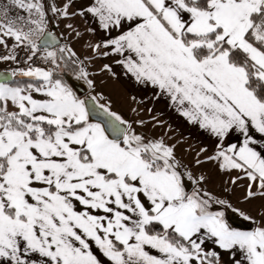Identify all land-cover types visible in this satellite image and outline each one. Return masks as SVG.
<instances>
[{"label":"snow or ice","instance_id":"obj_1","mask_svg":"<svg viewBox=\"0 0 264 264\" xmlns=\"http://www.w3.org/2000/svg\"><path fill=\"white\" fill-rule=\"evenodd\" d=\"M68 8L0 5V46L13 41L0 62L30 53L27 68L0 73V264H222L223 254L225 264H264V219L233 227L214 208L231 207L226 200L186 190V180L206 178L182 171L174 146L138 133L96 96L81 98L57 71L78 58L67 46L49 50L48 11ZM86 13L119 32L94 51L119 54L138 83L221 144L243 137L209 159L244 174L245 200L264 197V0H89ZM41 50L51 68L31 65ZM88 76L81 66L92 87ZM207 240L222 252L206 251Z\"/></svg>","mask_w":264,"mask_h":264},{"label":"crops","instance_id":"obj_2","mask_svg":"<svg viewBox=\"0 0 264 264\" xmlns=\"http://www.w3.org/2000/svg\"><path fill=\"white\" fill-rule=\"evenodd\" d=\"M41 2L46 8L54 5L63 9L65 4L69 5L68 16L53 14L49 10L48 17L55 26L54 31L62 40L61 44L70 47L76 53L78 58L74 64L76 74L80 66L89 73L88 79L93 81L91 92L103 97L102 101L109 103L111 109L120 113L137 132L143 133L148 130L150 139H163L165 144L174 146L176 159L181 163L184 172H191L194 179L201 175L206 178L203 184H194L193 189L202 187L214 197L226 200L239 213L251 216L257 222L255 227L258 226V222L264 219V197L257 194L254 199L245 200L249 181L244 178V174L239 170H222L219 161L209 159L215 156L221 147L240 145L243 137L234 132L224 138L221 144L209 130L190 123L182 116L166 94H161L151 85L138 83L118 62L122 59L119 54L112 53L103 46L94 51L95 45H103L119 32L103 29L98 19L91 14H80L89 6V0H41ZM104 52H109V55H103ZM80 61L83 63L80 64ZM105 65L109 66L110 71L105 69ZM8 69L9 67L0 68ZM255 136L258 137L259 134ZM256 147L257 150L264 149V141H259ZM237 177L240 179H236ZM233 180H236L235 184L232 183ZM203 247L206 251L222 252L212 240H207ZM93 249L94 254L106 260L94 245ZM230 259L227 254H223L222 264Z\"/></svg>","mask_w":264,"mask_h":264},{"label":"water","instance_id":"obj_3","mask_svg":"<svg viewBox=\"0 0 264 264\" xmlns=\"http://www.w3.org/2000/svg\"><path fill=\"white\" fill-rule=\"evenodd\" d=\"M52 33L56 37V41L51 46V48H49V50L59 46L62 42L60 36L55 31H52ZM4 72H10V70H0V73H4ZM13 79H15V78H13ZM70 86L73 88L74 91H76V93L81 98L94 96V95H92V93H90L89 86L85 82V80L79 79L78 75H75V76H73V78H70ZM181 170L184 171L182 168H181ZM186 184H187L186 190L191 191L193 189L194 184L191 181H187V180H186ZM214 208H219V209L223 210L225 212V219L233 227L239 228L240 230H251L252 228L255 227V223H253V221L244 220L241 213H239L232 206L231 207H224V206H220V205H215Z\"/></svg>","mask_w":264,"mask_h":264},{"label":"built area","instance_id":"obj_4","mask_svg":"<svg viewBox=\"0 0 264 264\" xmlns=\"http://www.w3.org/2000/svg\"><path fill=\"white\" fill-rule=\"evenodd\" d=\"M8 3V0H0V5H6ZM10 15H15V14H20V15H23L24 13L19 10V9H16V8H10ZM17 54H18V59H19V63H15V62H12L15 66H20V67H25L27 68L28 67V64L25 63V61L27 60V57L28 55H30V53L24 49H17ZM43 57V54L42 52H38L37 53V56L34 57L33 61L30 62L31 65L33 67H42V68H45V62L43 61L42 59Z\"/></svg>","mask_w":264,"mask_h":264},{"label":"rangeland","instance_id":"obj_5","mask_svg":"<svg viewBox=\"0 0 264 264\" xmlns=\"http://www.w3.org/2000/svg\"><path fill=\"white\" fill-rule=\"evenodd\" d=\"M48 18V20H49V29L50 30H52V31H54L55 30V26H54V24H53V22L50 20V17H47ZM54 19V18H53ZM8 43H9V46L11 47V45H12V43H13V41L12 40H9L8 41ZM60 46H64V45H62V44H60L59 46H57V47H55V48H53V49H51V50H54V49H56V48H58V47H60ZM10 47L9 48H4V47H2V46H0V55H6V54H8V52L10 51ZM41 52H42V54L44 55V52H43V50H41ZM69 66H71V64H69ZM4 67H9V69L8 70H12V69H16V68H25V67H18V66H15L12 62H0V68H4ZM52 67V65H50V64H46L45 63V68L46 69H48V68H51ZM72 67V66H71ZM71 67L70 68H68V69H71ZM81 67V66H80ZM72 69L74 70V68L72 67ZM71 69V70H72ZM58 72H60V74L62 75V71H63V65L61 66V69H58L57 70ZM63 77L65 76V75H62ZM64 79L66 80V78L64 77ZM102 104H105L103 101H102V99L101 100H99ZM109 106H110V104H109ZM116 113H118V112H116ZM119 115H121L120 113H118ZM122 116V115H121ZM123 117V116H122ZM138 133H140V132H138ZM141 134H143L145 137H147V138H150V132L147 130V132H141ZM165 135V134H164ZM180 165H181V163H180ZM181 168H182V165H181Z\"/></svg>","mask_w":264,"mask_h":264},{"label":"trees","instance_id":"obj_6","mask_svg":"<svg viewBox=\"0 0 264 264\" xmlns=\"http://www.w3.org/2000/svg\"><path fill=\"white\" fill-rule=\"evenodd\" d=\"M69 64H71V66L74 68L75 66H74V64H72V63H69ZM71 66H67V67H64V65H63V69L66 71V73L67 74H64V73H62V75H65L64 77L66 78V81L69 83V85H70V78H73V76H75L76 75V72H75V68H74V70L72 69V67ZM71 67V69H68V68H70ZM30 78H26V77H22V76H17V77H15V79L14 80H20V81H26V80H29ZM85 82L87 83V81L85 80ZM88 84V83H87ZM89 86V85H88ZM89 91H90V93H92L91 92V89H90V87H89ZM92 95H94V96H96L97 98H98V102L99 103H101L99 100H101L100 99V96H97V95H95V94H93L92 93ZM105 105L106 106H109V103H105ZM110 107V106H109ZM110 110L111 111H113L112 109H111V107H110ZM114 112V111H113ZM118 114V113H117Z\"/></svg>","mask_w":264,"mask_h":264},{"label":"flooded vegetation","instance_id":"obj_7","mask_svg":"<svg viewBox=\"0 0 264 264\" xmlns=\"http://www.w3.org/2000/svg\"><path fill=\"white\" fill-rule=\"evenodd\" d=\"M62 73L67 74L66 71L63 69Z\"/></svg>","mask_w":264,"mask_h":264}]
</instances>
